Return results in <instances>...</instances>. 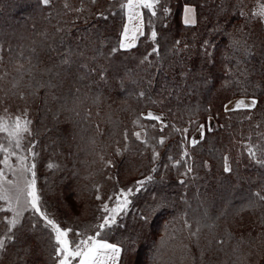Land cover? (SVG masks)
Returning a JSON list of instances; mask_svg holds the SVG:
<instances>
[{"label":"trees","instance_id":"16d2710c","mask_svg":"<svg viewBox=\"0 0 264 264\" xmlns=\"http://www.w3.org/2000/svg\"><path fill=\"white\" fill-rule=\"evenodd\" d=\"M120 3L0 0V74L9 73L0 80V117L9 114L5 108L11 117L28 110L42 196L60 218L78 224L70 228L91 233L124 179L130 187L151 175L109 235L129 249L121 264H264V201L254 195L264 196V168L245 147H257L258 158L264 150V22L253 15L264 0H161L155 17L144 10V35L127 50L118 48ZM185 5L196 8L194 25L182 21ZM29 61L32 77L21 79L17 64L27 69ZM237 95L255 96L256 107L225 112L223 102ZM148 108L165 114L163 131L141 118ZM208 114L216 125L192 146L188 133ZM139 125L150 128L148 144L133 135ZM185 150L189 156L174 167ZM225 156L231 172L224 171ZM134 171L141 175L133 178ZM78 203L80 214L73 211ZM43 223L26 214L0 264H55Z\"/></svg>","mask_w":264,"mask_h":264},{"label":"snow or ice","instance_id":"6c2138e0","mask_svg":"<svg viewBox=\"0 0 264 264\" xmlns=\"http://www.w3.org/2000/svg\"><path fill=\"white\" fill-rule=\"evenodd\" d=\"M40 2L47 6L51 3V0H40ZM95 3V0H92ZM161 0H121L120 10L124 12L127 17L128 23L124 25L123 31L121 33V39L118 44L119 49H131L135 47L136 41L139 36L144 35L143 27V17L144 10L150 14V16L155 17L157 11L160 9ZM67 3L65 7H67ZM82 9H76V11H81ZM163 12H168L167 8L162 9ZM184 24L194 25L195 20V9L193 7L186 6L184 9ZM103 16L102 13L99 14ZM240 15H246L242 10ZM254 16H259L264 22V6H262L259 12L253 14ZM135 21V23H133ZM157 37V32L155 30L151 31L150 39L155 41ZM234 45H239L240 42L234 41ZM113 52L117 51L116 48L112 49ZM157 49L154 47L153 52ZM250 54V49L245 48V55ZM21 56L23 54L21 53ZM3 57L0 55V61ZM147 57H145V60ZM144 61H141L143 63ZM63 65L71 66L72 61L70 58H65L61 61ZM29 67L25 69L23 64H17L16 71L20 74L22 79L24 74H28L32 77V66L31 61H29ZM9 75L6 71L0 74V80L5 76ZM103 79V77H102ZM40 87H49L52 85H39ZM15 87V85H14ZM79 92V89H77ZM35 94V93H31ZM143 96L144 93H139ZM21 98H24V93H20ZM55 99V97H53ZM0 103H3V98L0 97ZM257 105V100L253 97L250 102L246 103L244 99L238 100L234 107L229 109L225 105V111H242L254 109ZM74 111V109L70 110ZM4 112L7 113L8 109L5 108ZM79 115V113H76ZM146 120H153L160 124V130L163 131L168 125L163 123L162 115H154L152 112H148L146 116L141 117ZM246 119H251L249 115ZM140 118L134 121L135 124H139ZM32 120L28 117V110L24 109L23 113L16 115L11 121L5 120L0 117V201L7 203V211L11 213V218L5 216L3 221L6 227L3 229L2 234H0V256H2L10 243H13L16 239V230L22 227L21 219L26 211H31L34 215L39 216L43 220V229L47 233V238L50 242L52 250L55 255L52 257L56 264H121L122 254L126 253L129 249L128 247L122 246L121 243H112L109 240V235L111 231L119 227V217L124 214L131 204L129 197L133 195V189H119L118 192L113 193L108 197L109 201L114 200L113 206H109L106 201L103 203L99 211L102 213L101 216L97 217L100 221L97 224L91 225L90 228L94 229L93 232L89 233L88 229L83 231L74 230L73 228L62 227L60 223L56 221L55 218L48 213L46 207L42 203L41 192L37 187V173H36V159L39 153L35 151L37 147V141L34 139H28L34 134L31 129ZM153 128L156 124L152 125ZM204 125H200V139H204ZM175 131H181L180 129H174ZM211 125L208 127V131H212ZM187 133L188 129L183 130ZM146 134V133H145ZM133 135L141 140L142 143L147 144L146 139H141V132H135ZM128 139L127 132H125V140ZM164 137H161L158 141L160 144L164 143ZM27 141V143H26ZM199 141L195 138L190 140V144L195 146ZM247 153L251 160H253L257 165L264 168V150L261 151V157L258 158L257 147L251 144L245 145ZM117 154H120V150L117 149ZM158 153L153 150V160L158 158ZM189 153L185 150L182 154L181 160L175 161L174 167L179 166L184 157H188ZM103 159V157H101ZM171 159V158H170ZM224 171L231 172V166L228 162L229 158L225 156L224 158ZM14 161V162H13ZM111 161L106 162V166L111 165ZM47 167L57 168L56 164L49 163ZM157 169L153 168L152 171L155 172ZM192 172V168L189 166L186 169L185 175ZM8 174H11L14 179H8ZM153 177L149 175L146 180L137 181L136 191H140L146 182L152 181ZM184 183V181H180ZM98 189V186H97ZM259 200L264 201V196L260 195L259 192L254 194ZM97 200L101 199L99 195L96 197ZM255 204L249 201L248 207H254ZM4 211V209H0ZM143 219H147L143 217ZM187 225V221H185ZM36 228V224H32V229ZM197 232H193L192 236H197ZM165 242L164 237L161 238V244ZM134 248V242L132 243Z\"/></svg>","mask_w":264,"mask_h":264},{"label":"rangeland","instance_id":"374dc122","mask_svg":"<svg viewBox=\"0 0 264 264\" xmlns=\"http://www.w3.org/2000/svg\"><path fill=\"white\" fill-rule=\"evenodd\" d=\"M186 6V5H185ZM184 6V7H185ZM190 6H193V5H190ZM193 8L195 9V20H196V22H197V15H196V8H195V6H193ZM184 20V11H183V17H182V21ZM184 23V22H183ZM126 24V15H125V22H124V25ZM124 28V27H123ZM143 31L145 32V30H144V28H143ZM141 37V36H140ZM140 39V38H139ZM139 39H138V41H137V43H136V45L138 44V42H139ZM135 45V46H136ZM255 98L256 100H257V102H258V99L255 97V96H244V95H237V96H233V97H230V98H228V99H226L224 102H223V110L225 111V105H227L228 107H229V109H231V108H233L234 107V105H235V103L238 101V100H240V99H244L245 100V102L246 103H248V102H250V100L252 99V98ZM9 110V109H8ZM148 112H152L154 115H162V117H163V123L165 124L166 123V121H167V119H166V116H165V114L161 111V110H158V109H155V108H148V109H145L143 112H142V115L143 116H146L147 115V113ZM226 112V111H225ZM229 112H231V111H229ZM8 115H6L3 119H5V120H9V121H11L12 119H14V117H11V113L8 111ZM152 122H154V123H156L157 125H160L159 123H157L156 121H153L152 120ZM200 125H204L205 127H204V137H205V135H206V133L208 132V127H209V125H211V127L212 128H214L215 127V125H216V120H215V117H214V115H212V114H208L207 116H206V119H203V120H201V121H199L195 126H193V128H192V131L190 132V134L188 133V135H189V141L192 139V138H195L197 141H199V143L202 141L201 139H200V131H199V128H200ZM135 130H134V133L135 132H141V139H146L147 141H148V143H149V138H148V134H149V131H150V128H149V126L148 125H146V126H144V127H142V126H138V128H134ZM33 132V131H32ZM146 133V134H145ZM135 137V136H134ZM28 139H34L35 141H37V139L34 137V135L32 136V137H29ZM141 141V140H140ZM26 143H27V141H26ZM147 143V144H148ZM199 143H197V144H199ZM37 149V148H36ZM36 149H35V151H36ZM14 162V161H13ZM36 173H37V176H38V163H37V160H36ZM141 175V171H138V172H136V171H134V173H132L131 174V176L133 177V178H138L139 176ZM146 178L147 177H143V178H140V179H137L136 180V182L137 181H140V180H146ZM8 179H14V177L11 175V174H8ZM124 182H126V179H124L123 181H122V183H121V185L119 186V189H128V188H132L133 189V195H131L130 197H129V199L131 200V203H132V201L134 200V197H135V195H136V193L138 192V191H136V188H137V183L135 182V184L134 185H132V183H128L129 185H131L130 187L128 186V187H126V183H124ZM128 182V181H127ZM147 183V182H146ZM145 183V184H146ZM37 187H38V189L40 190V192H41V196H42V194H44L43 193V189H42V187H41V181H40V179L37 177ZM119 189H118V191H119ZM68 201H70V202H75L74 201V199L72 198V197H69L68 196V199H67ZM110 203H109V206L111 207V206H113V204H114V200L113 201H109ZM42 203H43V205L46 207V209H47V211H48V213H50L51 214V216L53 217V218H55L56 219V221L58 222V223H60L61 224V226L62 227H68V228H70V226H76V225H78V224H75L74 222H72L71 220H67L66 218H64L62 215H61V218H60V214L61 213H59V212H57L55 209H52L49 205H48V203H47V200L45 199V196H42ZM131 205V204H130ZM129 208H130V206L128 207V209H127V211L129 210ZM0 209H4V211H0V218H1V220L3 221V218L5 217V216H7V217H9V218H11V213L10 212H8L7 211V203L6 202H4V201H0ZM50 210H52V211H50ZM53 210H55V211H53ZM76 210V211H75ZM73 209V211L74 212H76L77 214H80V212H82V205L80 204V203H78V205H77V209ZM126 211V212H127ZM125 212V213H126ZM32 212L29 210V211H26L25 213H24V215H23V217H25L26 216V214L27 215H30ZM68 213H70V214H72V212L71 211H69ZM69 215V214H68ZM23 217H22V219H23ZM22 219H21V221H22ZM2 224L4 225V226H6L4 223H0V234H2V230H1V226H2ZM110 242H112V241H110ZM113 243V242H112ZM123 257V256H122ZM142 257V256H141ZM144 257V256H143ZM144 259V258H143ZM139 262V263H138ZM137 263L138 264H143V262H142V260H139V261H137ZM56 264V263H55ZM128 264H134V259L133 260H130L129 262H128Z\"/></svg>","mask_w":264,"mask_h":264},{"label":"crops","instance_id":"0c3cea01","mask_svg":"<svg viewBox=\"0 0 264 264\" xmlns=\"http://www.w3.org/2000/svg\"><path fill=\"white\" fill-rule=\"evenodd\" d=\"M186 6H188V7H193V6H190V5H186ZM185 6V7H186ZM185 7H184V9H185ZM126 15V14H125ZM184 15H185V13H184ZM194 16H195V13H194ZM126 23H128V21H127V17H126ZM133 23H135V21L133 22ZM143 23H144V19H143ZM144 28V27H143ZM139 38H140V36H139ZM138 38V39H139ZM138 39H137V41H138ZM137 41H136V43H137Z\"/></svg>","mask_w":264,"mask_h":264}]
</instances>
